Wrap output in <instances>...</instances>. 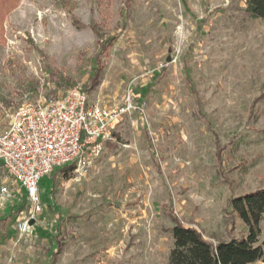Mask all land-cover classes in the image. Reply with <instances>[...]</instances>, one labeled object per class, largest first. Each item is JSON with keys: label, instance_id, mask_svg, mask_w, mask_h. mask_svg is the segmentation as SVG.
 <instances>
[{"label": "rangeland", "instance_id": "obj_1", "mask_svg": "<svg viewBox=\"0 0 264 264\" xmlns=\"http://www.w3.org/2000/svg\"><path fill=\"white\" fill-rule=\"evenodd\" d=\"M246 7L0 0V133L39 94L136 104L100 157L41 180L27 233L32 205L0 166V190L15 191L0 200V264H169L174 221L214 245L247 237L228 206L264 190V20Z\"/></svg>", "mask_w": 264, "mask_h": 264}, {"label": "built area", "instance_id": "obj_2", "mask_svg": "<svg viewBox=\"0 0 264 264\" xmlns=\"http://www.w3.org/2000/svg\"><path fill=\"white\" fill-rule=\"evenodd\" d=\"M135 110L131 97L108 108L75 88L60 98L39 94L14 112L8 129L0 133V166L21 185L32 205V216L21 223L20 232L27 233L29 222L42 212L41 180L72 164L76 171L85 169V158L100 157L105 142L112 139V128ZM14 196L11 186L1 188L2 202Z\"/></svg>", "mask_w": 264, "mask_h": 264}, {"label": "trees", "instance_id": "obj_3", "mask_svg": "<svg viewBox=\"0 0 264 264\" xmlns=\"http://www.w3.org/2000/svg\"><path fill=\"white\" fill-rule=\"evenodd\" d=\"M13 1V0H11ZM245 14L252 19L264 20V0H246ZM97 32V31H96ZM105 47V44L103 45ZM99 71L93 77L97 84ZM75 164L65 166L59 172L65 180L76 171ZM246 227L247 237L208 243L197 229L174 221L170 230L173 239L169 264H256L264 260V241L260 239V225L264 217V190H256L231 199L228 205ZM59 247V243H55Z\"/></svg>", "mask_w": 264, "mask_h": 264}]
</instances>
